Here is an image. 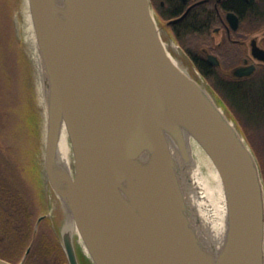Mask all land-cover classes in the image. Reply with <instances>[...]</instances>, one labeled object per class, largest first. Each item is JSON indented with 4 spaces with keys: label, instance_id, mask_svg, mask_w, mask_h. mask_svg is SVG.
<instances>
[{
    "label": "water",
    "instance_id": "obj_1",
    "mask_svg": "<svg viewBox=\"0 0 264 264\" xmlns=\"http://www.w3.org/2000/svg\"><path fill=\"white\" fill-rule=\"evenodd\" d=\"M29 6L46 71L45 172L94 264H264L259 161L207 87L173 58L152 0ZM254 54L264 61L263 48ZM64 123L75 174L59 162ZM188 135L222 180L227 232L220 249L206 246L191 223L194 210L172 151L190 160ZM63 237L70 263L80 264L72 233ZM0 264L15 263L0 257Z\"/></svg>",
    "mask_w": 264,
    "mask_h": 264
},
{
    "label": "flooded vegetation",
    "instance_id": "obj_2",
    "mask_svg": "<svg viewBox=\"0 0 264 264\" xmlns=\"http://www.w3.org/2000/svg\"><path fill=\"white\" fill-rule=\"evenodd\" d=\"M152 5L162 36L178 43L181 57L207 80L246 81L264 67V61L254 54V48L264 49V0H152ZM252 65L255 69L251 75L234 74L237 68ZM40 206L45 216L39 227L45 224L53 237H40L37 247L43 244V255H51L48 264H71L63 229L58 232L54 219L56 207L50 206V212L45 211L47 203L46 209L42 202ZM72 238L83 264L85 251L78 238ZM36 239L33 237L29 244L31 250Z\"/></svg>",
    "mask_w": 264,
    "mask_h": 264
},
{
    "label": "rangeland",
    "instance_id": "obj_3",
    "mask_svg": "<svg viewBox=\"0 0 264 264\" xmlns=\"http://www.w3.org/2000/svg\"><path fill=\"white\" fill-rule=\"evenodd\" d=\"M25 1L0 0V46L2 47L0 52V145L9 148L8 152L10 155L13 153L11 158L14 160L18 158L17 154L25 155L21 158L23 163L19 162V165L23 173L25 171L24 174L30 177V183L33 182L41 191L43 204L47 203L48 206L47 211H52L49 209L50 206L56 207L54 219L57 220L56 225L60 233L68 226L69 215L62 200L51 190L45 172L47 116L44 112L43 95L39 85V60L36 58L34 45L27 41L24 31V23L25 25L27 23ZM166 41L171 43L167 45L173 53L171 46L176 42L169 39ZM173 56H175L174 53ZM5 57L9 62L12 82L7 73L9 70ZM180 58L183 57L180 56ZM181 66L184 69H189L192 74H196L195 70L191 69L194 68L193 65L187 63L185 59ZM208 82L210 83L209 80ZM240 121L243 120L240 118ZM246 127L248 132L245 133L246 135L244 134L245 137L258 153V158L261 157L263 160L264 128ZM15 151L16 154H14ZM206 168L207 166H204V169L208 170ZM41 212L40 208L38 218ZM41 227L43 234L53 237L49 236L52 232L45 224H42ZM79 249L81 250L80 247ZM85 257L83 264H94L88 255L85 254Z\"/></svg>",
    "mask_w": 264,
    "mask_h": 264
},
{
    "label": "trees",
    "instance_id": "obj_4",
    "mask_svg": "<svg viewBox=\"0 0 264 264\" xmlns=\"http://www.w3.org/2000/svg\"><path fill=\"white\" fill-rule=\"evenodd\" d=\"M1 48L0 46V52ZM5 61L9 70L7 58ZM7 73L12 82L10 70ZM209 81L214 92L225 104L229 115L238 122L239 126L241 125L244 134L248 132L246 126L252 129L264 128V67L246 81L223 79ZM240 118L243 121H240ZM252 148L254 149L253 145ZM8 149L0 145V257L19 263L33 237H37L24 264H48L51 255H43L45 248L43 244L37 247L39 238L47 235L43 234L42 227L41 229L39 227L38 232L35 233L41 207L40 190L33 182L30 183V177L24 174L25 171L23 173L19 165V162L23 163L21 158L25 155L17 154L19 161L14 160L11 158L13 153L10 155ZM254 151L258 156L255 149ZM258 159H261L259 161L260 164L262 163L264 174V159L262 160L261 157Z\"/></svg>",
    "mask_w": 264,
    "mask_h": 264
},
{
    "label": "bare ground",
    "instance_id": "obj_5",
    "mask_svg": "<svg viewBox=\"0 0 264 264\" xmlns=\"http://www.w3.org/2000/svg\"><path fill=\"white\" fill-rule=\"evenodd\" d=\"M56 2L58 6L62 7L65 5L66 0H56ZM25 4H27L25 10L27 23L26 25L24 23V31L26 33L27 41L34 45L36 58L39 60V85L43 95L42 103L44 112L47 116L46 71L37 41V34L29 6V0H26ZM166 44L170 45L171 43L169 42ZM172 47L176 51L174 52V59L183 64L184 59L180 58L182 55L180 49L176 45H172ZM186 139L190 151V160L185 161L178 149L173 145L172 151L179 167L180 179L184 191L186 192L187 200L194 210L191 223L196 228L200 240L206 244V246L209 248L220 249L225 242L227 232V201L222 180L216 166L209 155L204 151V148L199 141L191 135L186 136ZM59 162L60 165L70 173H75L74 150L70 133L65 123L59 141ZM204 166H207L208 170H205ZM70 220L71 231H68L69 227L66 226V232L72 234L75 232L77 234L75 236L79 237L78 241L80 245L85 253H88L84 241L83 239H80V236L78 235L79 231L71 217Z\"/></svg>",
    "mask_w": 264,
    "mask_h": 264
}]
</instances>
